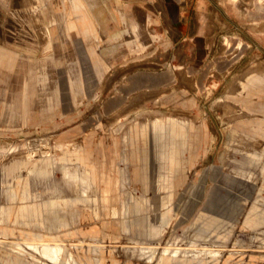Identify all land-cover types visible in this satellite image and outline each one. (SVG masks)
Instances as JSON below:
<instances>
[{"label":"rangeland","instance_id":"374dc122","mask_svg":"<svg viewBox=\"0 0 264 264\" xmlns=\"http://www.w3.org/2000/svg\"><path fill=\"white\" fill-rule=\"evenodd\" d=\"M255 3L188 0L185 40L182 31L168 27L174 47H163L164 37L159 33L149 36L145 48L119 49L115 59L132 57L134 61L115 67L100 84L98 94L81 100L76 123L125 135L135 128L147 148L142 163L146 175H151L148 185L151 180L158 184L160 204H154L152 213L149 210L156 222L150 225L151 234L141 238L143 241L131 238L118 246L119 253L134 262L264 264V224L260 225L264 218L254 219V225L245 223L253 206L264 212V190L258 191L264 185V140L232 130L234 121L244 115L239 105L247 100L241 95L243 85L251 79L264 82V26L260 27L264 6L260 9ZM67 4L68 0H0V48L16 58L12 67L0 66V97L15 109L9 115L14 124L23 118L19 110L24 106L23 93L30 97L26 103L34 109L31 117L43 122L55 93L82 92L84 88L79 65L71 64L82 55L81 48L75 47L66 30L62 37L55 30L64 21L56 13ZM52 12L55 22L50 23ZM45 27L47 36L42 35ZM137 34L140 36L135 32L133 38ZM228 57L232 64L225 69ZM71 75L78 79L71 80ZM127 92L122 109L112 113L105 109L107 102L119 103ZM229 93L239 94L233 106ZM173 120L186 124V130L206 122L211 139L193 170L187 171L185 186H177L175 191L170 156L177 154V171H186L191 165L184 140L171 137L168 123ZM37 128L24 122L0 127V249L14 255L15 264H81L70 253L74 242L33 236L43 225L3 220L8 203L20 215L25 207L18 210L17 206L37 204L40 189L46 197L55 196L54 190L44 193L41 187V175L46 171L62 168L63 179L82 184L80 174L72 169L82 160L86 167V157L77 156V164L62 159L68 152L74 158L78 144L48 143ZM172 138L175 143L170 142Z\"/></svg>","mask_w":264,"mask_h":264},{"label":"crops","instance_id":"0c3cea01","mask_svg":"<svg viewBox=\"0 0 264 264\" xmlns=\"http://www.w3.org/2000/svg\"><path fill=\"white\" fill-rule=\"evenodd\" d=\"M187 1L68 0L67 7H62L59 13H56L64 17L61 27L56 25V33L62 37V32L66 30L71 34L70 39L75 47L81 48L82 55L79 54L80 57L71 64L79 65L84 88L82 92L60 90L55 93L53 105L48 109L49 116L43 122L31 117V110L34 109L28 107L26 100L30 97H26L23 93L24 106L19 108L21 113L23 112V118L21 116L14 124L13 120L9 119V115L15 109H10L1 95L0 127L19 126L24 122L29 127H38L36 132L48 143L58 140L57 142L62 145L78 144L74 150L76 153L74 158L68 152L62 159L74 160L77 164L75 159L77 156L86 157L88 163L86 167L82 160L78 162L80 165L78 168L72 169L80 174L81 183L86 185L73 184L72 181L70 183V180L63 179L62 168L46 171L41 175L43 181L41 187H44V193L54 190L55 196L46 197L47 195L42 194L40 189V199L37 204L24 205L23 202V205L17 206L18 210L25 207L24 211L19 210L20 215H17L15 210L11 211L13 207L8 203L4 221L8 224L43 225L39 228V233L32 232L33 236L74 242L76 245H71L73 252L70 253L81 264H141L119 253L118 246L131 238L143 241L141 238L151 234L150 225L156 223L149 210L152 213V209L155 210L154 204L158 206L160 204L159 196L156 195L158 184H153L152 180L149 185L147 183L151 175H146L147 171L142 163L147 150L143 147L144 139L135 128L130 129L128 135H125L122 131L103 130L82 122L76 123L74 119L81 112L80 105L84 96L98 94L101 90L100 84L106 80L108 74L115 72V67H123L134 61L132 57L126 60L115 59L113 56L119 49L145 48L148 46L146 41L149 36L159 33L165 38L162 40L163 47H174V38L172 39L169 34L168 27L173 31H182L185 40V33L188 31ZM243 1H256L255 4H259L256 7L260 9L264 6V0ZM37 14L41 16L40 13ZM50 16H52L50 23L55 22V13L52 12ZM40 22L42 20H39ZM261 26H264V23H261ZM46 28L42 33L44 36L49 34ZM135 32H140V36L137 34L133 38ZM158 36L154 37L157 39ZM238 47L241 48V45L238 44ZM13 55L7 49L0 48V66L12 67L16 59ZM226 62L225 69H228L227 65L232 59L228 57ZM191 71L192 69L190 74ZM61 78L63 79V76ZM66 79L69 77L67 76ZM74 79H78L77 75H71V80ZM243 86L246 87L241 95L247 100L242 105L239 104L241 106L239 108L244 115L234 121L232 130L264 140V82L251 79ZM121 91L125 92L122 89ZM128 94L127 92L124 99L119 98V103L116 100L114 103L107 102L105 109L110 108L108 110L110 113L118 107L122 109ZM232 94H230L231 106L235 104L234 98L239 96ZM236 105L238 106V102ZM168 125L171 126V137L184 140V146L187 145V149L190 150L187 162L191 166L186 167V171H179L180 168L177 171V154L169 158L171 164H174L170 169L176 171L173 173L174 178H171L172 190L175 191V187L185 186L186 183L182 182L187 180L185 178L189 174L187 171L193 170L192 165L197 161L196 158L202 157L207 150L208 142L211 140L210 129L203 121L197 126H189L187 130L186 124L176 123L175 120ZM173 138L171 143L176 142ZM91 165L93 167H90ZM263 186H260L258 191L261 189L263 191ZM257 217L264 218V212L259 213L253 206L245 223L254 225L253 221ZM82 242L86 245L81 244ZM181 261L168 264H180ZM0 264H15L14 255L9 252L3 253V249H0Z\"/></svg>","mask_w":264,"mask_h":264},{"label":"bare ground","instance_id":"6f19581e","mask_svg":"<svg viewBox=\"0 0 264 264\" xmlns=\"http://www.w3.org/2000/svg\"><path fill=\"white\" fill-rule=\"evenodd\" d=\"M81 180V179H80ZM83 184V183H82Z\"/></svg>","mask_w":264,"mask_h":264}]
</instances>
